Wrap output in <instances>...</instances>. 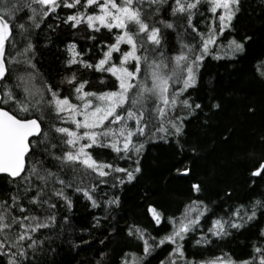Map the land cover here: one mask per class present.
I'll list each match as a JSON object with an SVG mask.
<instances>
[{
  "label": "snow or ice",
  "instance_id": "obj_1",
  "mask_svg": "<svg viewBox=\"0 0 264 264\" xmlns=\"http://www.w3.org/2000/svg\"><path fill=\"white\" fill-rule=\"evenodd\" d=\"M240 8L241 0H0V175L8 185L0 190L3 264H35L48 243L45 230H58L59 221L69 225L67 213L76 194L93 209L105 207L104 216L93 218L92 228H100L108 219L107 209L118 207L120 199L111 195L101 202L98 190L135 180L142 151L153 138H175L178 159L171 171L176 177L192 174L181 137L187 117L203 106L192 100L189 90L198 85L207 57L220 59L223 52L235 58L245 51L244 41L251 37L237 41L224 36L233 30ZM63 10L67 14L61 16ZM50 17L86 32V39L94 42L83 49L75 42L66 45L67 74L61 81L70 87L66 94L37 66V37L45 28L59 27L48 22ZM102 30L106 41L97 40ZM81 69L99 73L101 84L105 77L111 79V88L89 89L87 79H78ZM255 71L264 78V61ZM259 140L264 144V135ZM94 148L109 149L117 160H132L135 166L102 161L93 156ZM250 176L264 179V158ZM251 183L255 186V179ZM190 191L197 198L177 216L163 217L155 207L149 209L156 225L166 220L171 226L159 239L129 226L128 236L142 248L125 252L120 264H145L166 244L171 251L160 264H264V231L252 255L239 262L227 254L189 258L183 244L197 231L201 235L195 243L206 246L209 236L222 238L229 229L242 228L258 212L264 214V194L226 210L227 218L211 220L204 232L201 221L211 209L199 199L201 183H191ZM225 195L231 197L230 192ZM81 243L89 241L81 237Z\"/></svg>",
  "mask_w": 264,
  "mask_h": 264
},
{
  "label": "trees",
  "instance_id": "obj_2",
  "mask_svg": "<svg viewBox=\"0 0 264 264\" xmlns=\"http://www.w3.org/2000/svg\"><path fill=\"white\" fill-rule=\"evenodd\" d=\"M66 14L67 10L60 11L61 16ZM48 22L59 23V27L45 28L37 37V66L48 81L66 94L70 87L61 82L67 74L66 45L75 42L83 49L94 42L86 39V32L71 30L55 17H50ZM224 36L237 41L244 37L251 40L244 41L245 51L235 58L223 53L220 59L207 57L199 72L198 85L189 90L192 100L203 106V111L197 110L187 117L181 137L184 158L193 166L192 174L176 177L171 171L178 159L175 138H153L145 144L140 156L141 172L135 180L116 188L102 185L98 190L101 202L111 195L120 199L118 207L107 209V221H102L98 229L92 228L93 218L104 216L105 207L93 209L82 194L74 195L73 208L67 213L69 225L59 221L58 230H45L48 243L42 253H37L35 264H120L125 252L139 253L142 248L140 241L128 236L129 226H138L157 239L170 232L171 226L166 220L155 224L149 209L155 207L163 217L179 215L185 204L197 198L190 191L191 183L202 184L199 199L211 209L201 221L204 232L211 220L219 216L227 218L226 210L261 198L264 179L252 178L250 172L264 158V144L259 140L264 135V78L255 71V66L264 61V0H241L233 30ZM97 40H108L107 32L102 30ZM167 40L171 43L173 36L170 34ZM221 40L227 43L223 37ZM77 75L78 79L89 81L91 90L111 88L112 80L105 77V83L101 84L99 73L81 69ZM215 103L221 108H212ZM192 147L197 149L195 153L190 151ZM90 151L102 161L124 168L135 166L132 160H117L109 149ZM253 179L255 186L251 183ZM7 186V177L0 175V190ZM226 192L231 193L230 198ZM262 231L264 214L258 212L256 219L246 221L240 229H229L227 236H209L211 243L206 246L195 243L200 231L189 234L183 244L189 258L208 260L227 254L239 262L252 255L253 244L260 241ZM81 237L89 243L82 244ZM99 240L104 243H98ZM170 251L171 246L164 245L148 256L145 264H160Z\"/></svg>",
  "mask_w": 264,
  "mask_h": 264
},
{
  "label": "rangeland",
  "instance_id": "obj_3",
  "mask_svg": "<svg viewBox=\"0 0 264 264\" xmlns=\"http://www.w3.org/2000/svg\"><path fill=\"white\" fill-rule=\"evenodd\" d=\"M221 53H223V52H221Z\"/></svg>",
  "mask_w": 264,
  "mask_h": 264
}]
</instances>
